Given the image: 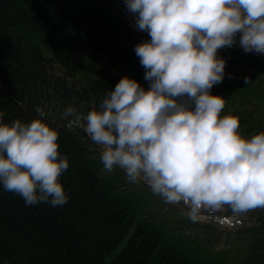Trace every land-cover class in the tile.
<instances>
[{"label":"clouds","instance_id":"9594fccd","mask_svg":"<svg viewBox=\"0 0 264 264\" xmlns=\"http://www.w3.org/2000/svg\"><path fill=\"white\" fill-rule=\"evenodd\" d=\"M125 3L151 37L135 48L150 86L124 76L83 116L103 169L119 168L165 204H183L193 223L226 208L234 215L264 208V131L241 134L239 117L221 116L226 101L211 92L225 75L217 51L233 46L237 34L246 53H264V0ZM45 115L37 108L31 121L9 124L0 111V186L26 205L62 206L69 161ZM73 115L66 109L64 116Z\"/></svg>","mask_w":264,"mask_h":264},{"label":"trees","instance_id":"16d2710c","mask_svg":"<svg viewBox=\"0 0 264 264\" xmlns=\"http://www.w3.org/2000/svg\"><path fill=\"white\" fill-rule=\"evenodd\" d=\"M119 16L114 0H0L3 122H29L42 109L69 161L62 206L26 205L0 186V264H225L177 241L158 216L161 207L147 213L150 196L127 190L116 173L106 175L83 130V116L122 77L150 86L135 53L144 35ZM237 104L230 113L240 128L262 132L244 117L246 105ZM69 107L79 119L64 116ZM253 217L258 224L247 230L260 234L235 264H264V215Z\"/></svg>","mask_w":264,"mask_h":264},{"label":"rangeland","instance_id":"374dc122","mask_svg":"<svg viewBox=\"0 0 264 264\" xmlns=\"http://www.w3.org/2000/svg\"><path fill=\"white\" fill-rule=\"evenodd\" d=\"M114 6L115 11L120 13L121 21L127 27L123 12L129 14V21H132L137 14L128 10L125 0H114ZM142 32L144 33V41H149L151 37L148 32ZM259 54L262 57L264 55V53ZM218 57L226 61L225 75L223 81L214 85L211 92L222 96L226 101L221 116L230 114L235 107L239 110L237 103L246 105L248 113L244 117H249L263 131L264 61L262 62L245 53L239 44V34H237L236 43L231 47H226L223 52L218 54ZM107 65L117 66L111 61L107 62ZM245 78H247L248 83L245 82ZM239 131L249 137L254 133L258 134L261 132L257 128L246 131L242 127L239 128ZM97 151L100 154L98 148ZM104 173L106 175L116 173L123 178L122 185L124 187L127 186V190L137 189L141 195L150 196L152 199L148 198L147 213L150 214L149 210L161 207L158 211V216L163 218L166 230L173 238H179L177 241L189 246L200 258L219 263L235 264L244 258L248 243L253 236L260 234L259 231H256L250 236L251 230H247L258 224L254 217L249 218L247 215L259 210V208L240 215H234L228 208L221 212L229 218H235V220L240 221L241 224L239 226H229L232 224L229 220L223 223H216L213 221L214 214L209 213H204L198 222L193 223L183 215V212L186 211L183 204H165L162 198L153 194L150 188L142 181L130 183L123 170L115 168L111 173L105 170ZM261 215L263 216L264 212ZM206 216H210V219H207ZM217 219L220 220V217H217Z\"/></svg>","mask_w":264,"mask_h":264}]
</instances>
